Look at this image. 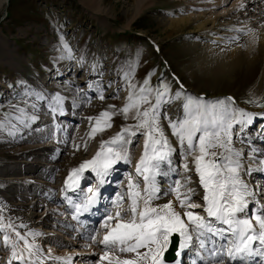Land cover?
<instances>
[{
	"label": "rangeland",
	"instance_id": "obj_1",
	"mask_svg": "<svg viewBox=\"0 0 264 264\" xmlns=\"http://www.w3.org/2000/svg\"><path fill=\"white\" fill-rule=\"evenodd\" d=\"M232 2L233 0H221L220 2L211 0H198L195 2L191 0H2L0 4V27L7 36L9 43L16 50V53L21 57L23 56L24 60L28 59V61L23 63L20 60L19 64L23 67L22 69H13L7 63H1L2 61H0V79L4 85H0V121L4 123L3 129H0V196L8 197L12 192L20 190L19 192L23 195L19 199L14 197L13 200L21 202L24 199L26 201L28 194H34L38 191L48 192L49 185L46 187V183L51 182L49 175L52 168L46 165H43L44 167L40 166V164L35 166V169L31 170V173L27 175L29 177L36 176L37 179L45 175V179H43L45 183L41 185L34 186L32 183L28 187L23 186L22 183L6 185L2 180L5 177V173H10L11 176L16 177L24 174L22 173L24 169L31 167L27 162L21 165L19 161H38L43 157L42 154L39 156V154L25 153L23 155L19 153V157L15 159L17 163L11 162L13 156L11 149L35 140V138L38 139L44 132L52 133L51 126L54 123V119L50 117L48 111L43 112V108H40V110L32 108V97L34 95H43L44 92H47L44 93L45 97L49 95L46 88L60 87L56 89L60 90V92L64 90L62 91L64 92L63 94H71L72 90L76 91L72 95L80 102V109L75 111L74 120L69 123L62 121L64 125H67L68 129L70 128L69 135L71 134L66 136L67 140L65 142L67 147L71 146L72 150H69L70 157L67 160V165L75 167H78L81 162L94 155L99 150L102 140H109L120 132L123 126L137 123L132 118V111H130L128 119H125L124 115L118 112L127 102L130 91L127 80L140 85L143 84L145 77L152 73L149 86L157 88L162 87V85H168L171 90L169 96H175V93L180 91L185 95L204 97L206 100L211 101L217 98H224L228 92H231L237 98L234 107L244 109L242 105H246L256 110L260 105H264V73L260 64L254 63L255 65L252 64L253 66L244 64L237 67L233 71L232 76L205 73L200 60L197 59L200 54L199 50H193L191 47L193 45H190L192 41L202 42L201 40H203L208 42L217 33V29H233L234 26H237V23L243 22L242 20L236 21L233 11H228L229 13L223 12L222 9L225 8L226 11L230 10ZM216 6V10H214L213 8ZM212 10L218 13L215 12L216 15L211 14L213 13ZM198 13H201L203 18L208 15L214 18V25L217 28L211 27L206 33L203 29L200 30L197 25L202 20L200 21L197 17L194 18ZM189 16L194 17L186 23L185 20ZM207 25L209 26L210 22ZM139 33H144L152 40H155L160 46V51H154L148 40ZM65 43L71 49L70 53L64 48ZM72 59L76 63L75 68L72 67L74 64ZM164 59L181 77L187 87L186 89H181L173 81L168 74L169 71ZM16 61L18 62L19 59L17 58ZM121 63L125 64L126 67L121 68ZM126 68L129 71L127 72V79L124 76L125 71H123ZM67 69L70 71L61 76ZM259 75L262 76L263 94L260 98H254L247 89ZM86 81H89L92 87V89L85 92L90 94L87 97L85 93L83 95L81 94L82 91L75 89L78 86L79 88L84 87ZM197 92L199 94L203 92L204 95L200 96ZM10 93H12V96H10ZM101 94L103 99H100ZM183 100L184 95L180 99H172L160 106V113L161 117L165 119L164 122L166 121L168 124L165 116L172 119L182 118ZM250 100H255L256 102L248 103ZM63 101L64 107L69 110L70 102L66 101L64 96ZM16 105L29 111L26 116V127L19 131H16L13 127L15 121L11 113V107ZM110 105H114L115 109H110ZM141 107H147V105H142ZM105 110L117 111V114L111 118V127L106 128L102 132L98 131L94 137H90L91 126L95 124V121L90 122L88 118L96 117ZM245 111L248 112L249 109L246 108ZM33 116H35L34 120L31 119ZM61 120L65 119L61 118ZM255 120H259V118ZM45 121L51 125L47 126ZM255 126L256 124L252 125L251 123L243 126L234 125L233 127V144L236 148L242 149L244 154H254L252 150H248L246 140H242L241 137L249 132L254 134L255 131L252 130ZM167 129L171 133L168 126ZM135 131L133 128L132 132ZM143 131L137 132L135 136L130 133L132 136L129 139L131 143L124 147L125 150L127 148V159L123 165L124 169L121 166L120 170L122 173L116 180V184L126 182L128 185V182L124 181V175L128 174L127 179H129V173H133L134 166L144 152L145 135ZM248 136L246 135V138ZM169 137L171 142L172 138H175L171 134H169ZM56 143H59V139H56ZM121 161L124 162V160ZM119 164L122 165L119 162L116 167H119ZM34 170L35 172H32ZM60 172L62 174L67 173L65 169ZM89 176L92 179L90 174ZM251 176L248 184L256 190L257 198L261 199L262 194L259 189L264 185L251 180L254 179V175ZM88 179L80 178L82 181L80 187H78L79 190L88 189V186L85 188L81 187L89 182L87 181ZM131 179L133 180V178ZM134 179L135 182L136 179L138 183L140 182L139 175ZM92 183L93 181L91 180L89 185H92ZM53 184L59 186L60 178L53 181ZM116 188H114L115 193L116 191L121 192L125 198L128 188L126 189L124 186L121 190ZM58 189L59 187L54 192L56 197H59ZM140 189L142 188L140 187ZM33 198L35 201L36 198ZM62 199L57 198V202L53 203L54 205L49 204L48 207L61 206L63 204ZM168 200H172L173 203L176 202L175 197L170 196L161 204L166 203ZM127 203L128 199L125 198L123 203L116 205V207L118 208L119 206L120 210L123 211L126 209ZM19 211L11 212L12 214L10 212L6 213L7 215L0 211V217H2L0 222L6 223V225L9 224V219L16 218L21 214ZM45 211L46 208L44 206L36 207L30 214L31 218L29 219L35 222ZM200 211L198 212L202 215V211ZM67 214H70V212ZM124 218L128 219V217ZM99 220L95 221L91 232L85 228L83 230L85 231L84 235L88 237L95 235L97 238L99 234L103 238L100 233L102 231L105 232V230L104 228L98 229L97 226L101 222ZM46 221L44 222L45 224L34 225L35 230H33V232L42 233L48 228V230L50 229L54 232L47 234L51 235V237L42 235L39 239H35V243L42 249L43 258L49 254L48 250L51 249V253L55 255L54 258L71 257L70 264H108L107 260L100 261V255L106 251L103 246L97 244L92 254H80L86 253L90 249H78L71 241L69 234L67 235L62 230L53 228V226L48 224L53 223L51 217H48ZM71 227L73 226L70 224L69 229L73 232L74 228ZM54 234L59 238L56 239ZM8 235L11 239H17L15 232L9 231ZM66 238L69 240L64 241ZM28 240L30 241V238ZM87 240L90 241V239ZM2 244L3 242L0 243V245ZM17 248V252L23 249L18 244ZM117 254H120V252L110 250V255L115 256ZM2 259L1 250L0 264H6L4 259ZM64 263L66 264L64 259H55L51 262V264ZM48 264L50 263L48 262Z\"/></svg>",
	"mask_w": 264,
	"mask_h": 264
},
{
	"label": "snow or ice",
	"instance_id": "obj_2",
	"mask_svg": "<svg viewBox=\"0 0 264 264\" xmlns=\"http://www.w3.org/2000/svg\"><path fill=\"white\" fill-rule=\"evenodd\" d=\"M64 48L71 52L66 43ZM151 75L149 73L140 85L127 80L130 88L127 102L118 110L125 119H128L132 111V118L137 123L123 126L115 136L107 141L102 140L92 159L84 160L78 167L72 168L64 182L66 189L74 190L79 187V177L83 172L91 169L99 178V185L103 186L113 165L127 159L124 146L131 141L125 138V133L135 136L137 132L144 130V152L136 165V172L143 179V189L129 177L126 193L128 207L121 211L118 206L114 215L104 218L102 227L105 232L102 239L97 240L95 235L88 237L93 244L106 249L100 255V261L107 260L108 264H164L165 254L175 249V264H181L180 258L185 251L198 247L197 255L203 264H264V203L259 202L256 190L243 179L242 174L251 175L253 168L251 163L245 167L243 150L237 149L233 144L234 125L251 124L254 114L234 107L233 97L210 101L204 97L185 95L180 91L175 96H169L171 90L168 85L157 88L149 86ZM127 77L128 73H125V78ZM182 95V118L165 116L171 136L175 137L176 144L183 151L184 175L168 189V194H175L177 205L181 209L178 211L172 200L161 205H155L153 201L160 192L156 177L162 174V165H171L172 155L177 151L161 124L160 106L172 99H180ZM100 99H103L102 94ZM62 100L63 97L56 94L53 111L60 108ZM254 102L256 101H248ZM142 105L147 107H141ZM109 108L115 109V106L110 105ZM19 111L25 112L23 108ZM116 114L115 110H105L96 117H89L90 122L95 121L89 136L94 137L98 131L111 127V118ZM16 119L19 120L20 117ZM31 119L34 120L35 116ZM3 127L4 123L0 121V129ZM133 128L135 132H132ZM255 151L252 150L253 153ZM248 159L252 160L254 157L249 156ZM259 164L264 165V160H260ZM256 170L264 172V168L257 167ZM190 173L198 177V184L203 190L201 203H195L192 199L196 195V189L190 186ZM259 190L264 194V187ZM99 196V187H89L80 203H74L65 197L76 213L72 218L78 219V214L88 212ZM123 200L124 196H120L119 201ZM196 209H200L203 215L196 212ZM6 228L15 231V225L0 223V229ZM15 234L17 240L24 243V248L19 253L11 237L8 234L3 237L5 246L11 244L13 259L20 264H42V249L34 239L41 233L29 232L22 235L16 231ZM27 235L33 237V242L28 241ZM110 250L132 255L112 256ZM48 252V258L51 259V249ZM256 257L260 259L254 260ZM55 259H64L66 264H70L71 257ZM9 264H12L11 260Z\"/></svg>",
	"mask_w": 264,
	"mask_h": 264
},
{
	"label": "bare ground",
	"instance_id": "obj_3",
	"mask_svg": "<svg viewBox=\"0 0 264 264\" xmlns=\"http://www.w3.org/2000/svg\"><path fill=\"white\" fill-rule=\"evenodd\" d=\"M4 1H7V0H4ZM191 1L195 2L198 0H191ZM211 1L220 2L221 0H211ZM1 3H2V0H0V4ZM201 5H202V2H201ZM216 8L217 6L213 9L216 10ZM214 10H212L213 13L211 14L216 15L215 12L217 11H214ZM222 10L224 13L228 11L230 12L233 11L234 18L236 19V21L242 20L243 22L239 24L237 23V26L236 27L234 26L233 29L231 28L227 30L217 29V33L214 34L212 36V39L208 42L201 40L202 42L192 41L190 43V45H193L191 46L193 50H199L198 52H200L197 59L200 60L203 71H205V73H210L213 75L221 74L224 76L225 75L232 76L233 71H235L237 67H240L244 64L247 66H251L254 63H258L260 64V66H262V72L264 73V0H233L230 10L226 11V8ZM223 12L221 13L223 14ZM192 17L194 16H189V18H187L185 22L186 23L189 22V20ZM196 17L199 18L200 21L202 20L201 23L199 24L197 23L198 24L197 26H199L200 30L203 29L205 33L208 32L209 28L216 27L214 25V18H211V16L208 15L207 17L203 18V15L201 13H198L197 15H195L194 18ZM209 22H210V25L208 26L207 23ZM7 39H8L7 36L4 34L2 28L0 27V61H2L1 63L3 62L7 63L13 69L15 68L22 69L23 67L19 64L20 60H22L23 63H26L28 59L24 60L22 58L23 56L21 57L18 53H16V50L9 43ZM17 58L19 59L18 62L16 61ZM124 67H126L125 64L121 63V68H124ZM123 71H125V73L129 72L127 68L125 70L123 69ZM64 74H67V73H63L61 74V76ZM260 75L256 77V80H254L253 83L250 85V87H248L247 89L249 91V94L251 93V95H253L254 98L255 97L260 98L261 95L263 94L262 93V80H261L262 76ZM0 85L4 86L3 81L1 79H0ZM56 88L58 87H54L51 89L46 88V91H48L49 93V95H47L46 97L44 93H47V92H44L43 95H38V94L34 95L32 97V101L34 105V106L32 105V108L35 110L36 109L40 110V108H43V112L48 111V114L50 115V117H53L54 119L53 124H55L56 122L55 119H60V118L65 119L61 121H67V123H69L71 122V120H74L75 111L80 109V104H79L80 102L76 98H74L72 95V93L74 94L76 93V91L72 90V92L70 91L71 94H63L64 92L62 91L64 90L60 92V90H58L60 87L58 89ZM75 89L78 91H82L81 94L84 95V93L87 92L89 89H92V87H91L90 82L86 81L84 87L79 88L78 86L77 88L75 87ZM56 94H59L62 97L64 96L66 101L70 102L71 106L69 107V110L68 108L66 109L64 107V101L62 100L60 108L57 109L56 111H53V108L55 107V103H56L55 101ZM85 94H86V97L90 95L88 93H85ZM10 96H12V93H10ZM21 108L23 107L18 106V105L11 107V113L13 114L12 116L15 121V124H13V127L16 131L22 130L23 128L26 127L25 126V122L27 120L26 116L28 115L29 111L28 109L23 108L25 112L21 113L19 111V109ZM31 112L33 113V111ZM16 117H20V119L18 120L16 119ZM164 120L165 119L161 117V124L164 126L165 134L168 136L170 140V137H169L170 132H168V129L166 126L167 122L166 121L164 122ZM45 123L47 124V126L50 124L47 121H45ZM55 129L59 131V134L53 132L55 131ZM66 130H68L67 125H60L59 123L57 125H54V127L52 125L51 134H48V132H44L42 135H40L39 138L37 137L38 139L35 138V140H31L27 143L20 145L19 147H15L11 149V152L13 153L11 162L17 163V160L15 159L16 157H19L18 155L19 153L23 155L25 153L39 154V156L42 154L43 157L42 159L38 161H30V160L19 161L20 162L19 164L21 165H23L22 163H25V162L29 163L28 165H30L31 167L28 169H24V171L22 172L24 174L16 176V177L11 176L10 173H5L4 174L5 177L2 178V180L6 183V185H9L11 183H22L23 186L28 187L29 184L31 183L34 184V186H38V185L45 183L43 182V179H45L44 178L45 175L40 179H37L36 176L35 177L27 176L28 174L31 173V170L35 169V166H38L39 164L40 166L46 165L47 167L52 168L51 174L49 175L51 182L46 183V187L49 185L48 192L38 191L37 193L35 192L34 194H28L26 201L25 199L21 202L19 200H16V201L13 200L14 197H16V199H19L20 196L23 195L22 193L19 192L20 190L17 192H12V194L8 197L0 196V211L1 212L7 215L9 212L10 213L14 211L17 212L20 210L19 212L21 213L20 215H18V217L11 218V220L9 219L8 221V223L11 222V224L15 225V231L12 228H6V229L0 230V232L2 233L3 237L5 233L8 234L9 231L15 232V233L16 231H19L22 235H26L27 233L33 232V230H35L34 225L45 224L44 222H47L46 220H48V217H51L53 219V223H48V224L53 226V228L55 227L56 229L62 230L67 235L69 234L71 237V241L73 242L75 246H77L78 249H81V250L90 249V251L86 253H80V254L89 255L93 253V249L97 246V244L94 245L91 240L88 241L87 240L88 236L86 235L82 236L81 233L85 232L83 231L85 228H87L88 231L90 230L91 232L95 225V221L98 218H102L100 224L98 225V229L103 228L102 225L104 224V218L107 215H112L113 213L115 214V211L117 210L116 205H120L122 203V201H119V197L122 196V193L117 192V191L115 193L114 188L117 187L116 188L117 190H121V188L124 186L127 189L128 185L126 184V182H121V183L116 184V180L119 178V175H121L122 173L120 170L122 165L119 164L120 166L118 165L119 167H116V165L119 162L123 163L120 160L116 164H114L115 166L113 165V167L109 170V174L105 177V183L103 184V186H100L99 184L96 185L97 187H99L100 193H102L104 197V204L102 205V207L92 214H87L86 212H82L81 214H78L79 215L78 219H73L72 217L76 213L74 212V209L72 208L71 204L69 205L65 204V202L69 200V199H65V197L70 198V200L73 201L74 203H80L81 201L79 200L80 198L78 197L81 196L84 190H79L78 188H76L78 189L77 190L78 192H73L74 191L73 189H66L65 187L64 182H65L66 177L69 174V171L72 168H76L75 166L67 165V160L70 157L69 150H71L70 148L71 146L67 147L65 143L67 140V137L65 136L66 134L64 132H66ZM261 130L262 129L257 130V131H261ZM257 131L254 132V134L253 133L249 134V136L246 139L248 150L255 149L256 151L254 154H251V155L244 154V164L246 168L250 163L252 165L253 171L251 175H254L253 176L254 179H251V180H255L257 183H262V185H264V172L256 170L257 167L264 168V165L259 164L260 160H264V133H260ZM131 137L132 136L130 135V133H125L126 139H131ZM56 139H59V143H56ZM172 143L174 147L177 146L176 149L178 150V152L173 153L171 165H167V164L162 165V174L156 177V183H157V186L160 188V192L157 194L158 198L153 201V204L155 205H160L162 202L166 201L167 198L170 196L175 197V194H168V189L173 186V182L175 180L182 179L184 175V171L182 167V164H183L182 149H180L179 146L176 144L175 138H172ZM125 151L127 152V148ZM96 152L94 153V155L96 154ZM94 155H92L89 159H86V160H91ZM249 156L254 157V159L249 160L248 159ZM62 169H65L67 173L62 174V172H60ZM88 170H91V169H86L83 172V174L79 177V183L81 181L80 178H83L84 174ZM32 172H35V170ZM126 175H124L125 176L124 181L128 182V179H127L128 174ZM190 175L192 176V183L190 186L196 189V195H194L192 199L195 203H201L203 190L198 184V177L194 173H190ZM242 175H243V179L247 182H249V177L250 178L252 177L251 175H248L246 173ZM57 178L58 179L60 178L59 186H57V184L56 185L53 184V181L57 180ZM108 185H111L109 189H107ZM256 186L258 185L256 184ZM57 187H59L58 189L59 197L54 196V192L56 191ZM33 197L36 198L35 201ZM57 198H63L62 199L63 204L61 206L58 205V206L48 207L49 204L54 205L53 203L57 202ZM261 199L262 200H259V202L264 203V194L262 195ZM173 204L174 206H177L178 211L181 210L179 209L177 202ZM42 206L46 208V211L44 213L45 215L44 214H43L44 216L40 215L41 217L42 216L43 217L42 218L39 217L35 222L31 221L29 219L31 218L30 214L33 212V210H35L36 207H42ZM199 210L200 209H196L195 211L198 212ZM69 212L70 214H67ZM3 224L6 225V223H3ZM70 224L71 226H73L71 228H74L73 232H71L69 229ZM21 225H26V227H21ZM49 232H53V230H50V229L48 230L47 228V230L42 231L41 235L36 236L34 239H39L42 235L51 237V235H47ZM100 234L102 236V234L104 233H100ZM27 238L28 239L30 238V241L28 240L30 243L33 242L32 241L33 237L31 235H27ZM14 240L15 238L11 239V241H14ZM65 240H69V239L66 238L64 239V241ZM17 242H18L17 244L19 247L24 248L23 241L17 240ZM209 247H211V245H209ZM1 249H4L3 257L5 258L6 263L9 264V258L12 256L11 244H9L7 247L3 243L2 245H0V253H1ZM197 252H199L198 247H194L189 250H186L183 256L181 257V259H183V257L186 256V257H189L190 264H203V261L199 259ZM42 253H40L42 264H45V263L48 264V262L51 264V262L55 260L54 254L50 253L52 258L49 259L48 258L49 254H47V256L43 258ZM131 255L132 254L130 253H120L115 256L127 257ZM25 256H27L26 252H25ZM259 259H260L259 257L254 258V260H259ZM235 264H238V262H235ZM249 264H251V262H249Z\"/></svg>",
	"mask_w": 264,
	"mask_h": 264
}]
</instances>
